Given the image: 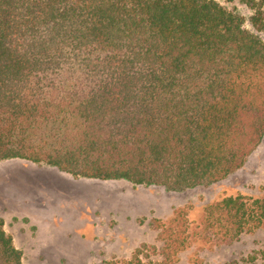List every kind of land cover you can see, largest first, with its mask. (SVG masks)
I'll return each instance as SVG.
<instances>
[{
	"label": "trees",
	"instance_id": "trees-1",
	"mask_svg": "<svg viewBox=\"0 0 264 264\" xmlns=\"http://www.w3.org/2000/svg\"><path fill=\"white\" fill-rule=\"evenodd\" d=\"M241 2L253 30L217 0H0V160L168 191L226 178L264 138V0ZM151 225L160 245L104 264L232 243L264 227V195ZM0 264H24L1 217Z\"/></svg>",
	"mask_w": 264,
	"mask_h": 264
},
{
	"label": "rangeland",
	"instance_id": "rangeland-1",
	"mask_svg": "<svg viewBox=\"0 0 264 264\" xmlns=\"http://www.w3.org/2000/svg\"><path fill=\"white\" fill-rule=\"evenodd\" d=\"M217 1L243 15L246 27L254 29L253 9L241 0ZM237 193L264 195V138L226 178L182 191L124 179L75 177L22 158L0 160V217L22 250L24 264H104L127 258L144 243L161 244L151 225L154 218L168 220L184 208L194 228L208 203ZM263 251L264 227L229 244L211 247L195 240L177 254L174 264L244 263L251 255L258 256L255 264H264Z\"/></svg>",
	"mask_w": 264,
	"mask_h": 264
}]
</instances>
